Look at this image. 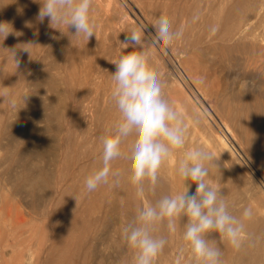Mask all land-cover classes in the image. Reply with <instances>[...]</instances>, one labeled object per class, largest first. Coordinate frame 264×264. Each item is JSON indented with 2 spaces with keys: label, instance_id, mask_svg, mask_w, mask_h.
Instances as JSON below:
<instances>
[{
  "label": "rangeland",
  "instance_id": "1",
  "mask_svg": "<svg viewBox=\"0 0 264 264\" xmlns=\"http://www.w3.org/2000/svg\"><path fill=\"white\" fill-rule=\"evenodd\" d=\"M95 1L96 2H94L93 0L92 9L95 10H92V15L93 17H96V24L98 26L96 27L95 31L96 37H93L95 45L93 43L91 44V55H88L89 57L86 54L77 55L76 51L78 48L76 47H78L79 43L75 41L77 45L75 43L72 44L73 46L70 44L68 45L66 36H64L65 34H62L60 31L51 28L49 26L48 18H45L43 22H39L37 20L39 12V8L37 7L40 6V4L36 2V0H26L28 4L24 9V12L27 11L28 13L29 11H31L28 13L29 15L31 14V17L33 16L32 14H34V17H32V20L29 21V24L24 27L11 26L13 28L12 34L14 35L11 36L10 39L6 38V40H3V37H0V60H3L2 63L4 62L2 66L7 67V70H5L6 68L4 69L5 74L7 75L9 73L7 72L8 69L10 71V67L12 68V80L15 81L14 83L16 84L14 88H10V90L8 89L9 91H5L2 86L5 84V82H7V75L1 74L2 81L0 84V88H2L4 91L0 92L7 93L5 95L3 94L4 99H0V116L4 114L3 111L5 112V115L0 117V264H30L31 250L34 253H38L41 257H45L46 254L44 255V253H42L40 243H42V241L44 240L52 239L54 232L52 231V229L49 231H44V229L41 228L40 223H42V221H45L46 223L61 222L62 228L58 229L57 231L64 233L67 228L63 225H66L73 219L75 215V212L73 211L78 208H82L85 205L86 201L89 198L88 196H90L91 194V192L87 191L85 187V178L90 174V172H92L90 170H94L99 166L96 168H91L90 170L88 169L90 167L87 166L84 174L78 176L74 173L72 164H74V160L76 158H79L81 162L86 163V157L84 156H86L87 154H92L91 158H93L94 156L96 157V154L98 153L94 152V150L98 151L99 147L100 149H102L100 137L107 134V132L113 127V125L119 118V113L116 111L114 102L111 99V89L114 86V82L111 80L110 74L115 71V65L107 62H110L109 59L111 58L113 61L117 59L121 54L133 51L132 48H126L120 43L125 40V36L127 35V33L135 27L146 28V34L149 32H154V29L151 25L155 22L156 18L158 17L157 15L160 16L162 14L167 16L170 22H173L171 23L173 30L183 27L184 34H187V36L183 35L182 39L174 42L167 48H150L148 50L150 66L158 74L160 80L164 84L163 91L166 99H168L169 102L183 114L185 123L188 126V133L185 144L187 150L189 151L193 149V147H200L211 153L210 150H207V147H209L210 144H214V137L211 136V133H213V135L214 132H217L219 135L223 134L222 136L232 146L234 157L236 158V160H238L239 164L243 166L246 173H248L245 178L237 181L238 183L235 182L232 177L228 178L229 180L224 177L221 181V183L223 184H221L220 187L228 191L227 198L231 196L230 200H233L231 202H233L234 208L238 211V216L241 219H243L242 212L245 208L252 209V217L250 219L244 220L249 222V224L253 228L252 230H255L252 232L258 238L260 237L258 239L259 245L254 247V252L256 253L257 251V254H259L260 252L258 251H261L260 254L262 255V262L258 263L264 264V253H262L264 252V196L261 194V191L264 192V145H262L264 144V110H256L255 112L252 111L253 108L250 107L251 109L249 116H246L242 120L243 122L241 125V132L244 133L243 135L245 136V138L248 137L249 141L250 151H247L246 145L241 140H239L238 137L232 138L229 134L226 133L225 128L222 124L223 117L221 107L218 106L217 103V101L219 102L220 96H222V94H227L229 97L231 96L232 99H235V94L237 99L245 97V99L248 100V97H250L248 101H252V95H254L253 99L255 97L260 99L261 97L259 95V98L258 94L261 93L262 98H264L263 90L258 89L255 91V88H253L251 93L249 92L250 89L247 88V82L251 80L252 77V79H254L253 82H255L256 84L258 82L261 84L264 81V69H259L258 67L253 69V65L249 66L250 61H246L245 58L247 57L242 53L239 54V52H232L230 57L232 59L233 56V59H228L230 63L226 61L225 63H221V65L220 62H218V58L216 56L217 54H215L214 52H209L206 49L207 46H204L205 44L208 45L209 43L207 39H204L206 42L202 40L203 43L202 41L200 42V40H192L194 39V35H196L198 31H200V19L198 20V17L191 18V13H188V11L186 10V6H188V4L194 5L195 1L197 0H193L194 3L192 2V0ZM94 3L95 6L99 3V5H97V9L95 8ZM29 4L32 6H29ZM101 5L104 7V9H107L105 11H103V8L102 10L99 9L102 7ZM148 5H152L150 6L152 9H150ZM195 5H198V1L197 4L195 3ZM163 7L166 9L162 10ZM160 8L161 12L159 10ZM177 9L179 10V12ZM96 11L101 13L98 14ZM107 11H111V13H114L116 16V20L118 19L115 22V25H112L109 22H107L108 24L106 23L105 20H108V14H111L110 12L107 14ZM94 12L98 14V16H101L102 19L100 17L99 19L101 20H97L98 16ZM104 12H106L105 15ZM159 12L160 14H158ZM1 16L2 14L0 15V17ZM121 17L123 18V21L120 19ZM1 19L4 21V17H1ZM194 20H196L197 23H194L195 26H193ZM101 21H103L102 25H100ZM119 21H121L120 23L127 21V23L125 22V26L123 24L122 26L119 24ZM181 21L184 22L182 23ZM109 25L113 27H110ZM133 25L134 27H131ZM189 27L194 30L190 29ZM21 29L23 31H21L20 33ZM63 29L64 28H62L61 30ZM45 30H47V33H45ZM217 30L218 28H214V32H212L217 33ZM191 31L194 32L190 33ZM42 32L44 33V35L42 36L43 38L40 37V35H42ZM16 37H19L18 41L20 43L23 40L20 45H28H18V49L12 48L11 44L13 40H16ZM186 39L191 41L189 42ZM99 42L101 45H99ZM108 46H112L110 47L111 49H109V51ZM25 47H27L29 53H31L30 55L28 52L19 49ZM70 47L71 53L69 50ZM196 47H198V49ZM12 49H16L15 59L19 61L18 67L15 62L13 53L10 51ZM94 49L97 52H94ZM106 50L108 51V53L106 52ZM111 52L112 54H115L112 56L109 55L110 58L106 60L107 62L103 61L106 55ZM105 53L106 55H104ZM99 54H103L105 57L102 59V56L98 57ZM211 54H214V59L213 57H211L213 56ZM84 55L85 57L84 59H82L81 57H83ZM7 57H11L12 59H9ZM215 57L217 59H215ZM97 59L101 62L99 61V63ZM242 59L247 62V65L244 64L245 61H242ZM87 60L90 61L88 62ZM212 60L214 61V63ZM232 61H234L235 63L237 62V64H234V62ZM82 62L86 65H82ZM105 62L108 64V67L105 66ZM224 64H226V66ZM243 65H245V68L243 67ZM2 66L0 65V67L3 69L4 67ZM95 66L100 67H98L97 69V67ZM248 66L249 68H252H250L249 70ZM83 69L86 70L84 71ZM0 73H4L3 70L0 69ZM236 77L239 78L237 79ZM241 81L242 83H240ZM237 85H239V90ZM226 88H230L231 90L229 89V91ZM200 89L201 93L199 92ZM239 93L240 97L238 96ZM243 93H247L248 95L246 94V96H243ZM256 93L258 94L256 95ZM12 94L14 95V97L16 96L15 99L13 98ZM188 99L189 101H187ZM2 102H5V104H2ZM196 105L198 108L196 107ZM231 106H233V104H231ZM111 107L113 109L112 116H108L107 112L109 109H111ZM102 108H104V110ZM73 110L74 112H76V114L80 115L81 119L79 117V121H74L75 119L72 117ZM197 110H199V113H201H196ZM95 113L99 114V117H96V115H94ZM202 117L205 121L202 120ZM82 118L84 119L82 120ZM247 118H249L248 121ZM245 122H248L249 124H246ZM211 130L214 132H211ZM206 139L210 140L211 142L208 143L209 146L206 145L208 142V140L206 141ZM73 143H75L76 145ZM251 148L254 151V156H252L253 153L251 152ZM256 155L262 159L256 158ZM259 160L261 162H259ZM43 171L48 173L49 179L52 182L48 179L47 183H42L43 185L40 184L31 187L28 181V177L30 176L29 174L32 173L31 175H37L41 174ZM21 176L24 177L22 178ZM13 185L15 186V188H13ZM116 188L118 189V185L114 184L110 179L105 188V190H108L107 196H111L112 194L110 193L114 194V192L117 191ZM261 195L263 196V198L261 197ZM101 196L100 194L96 196L98 199H95V206L93 207V210L86 213L84 218L93 221L94 219H101L102 216L107 213V223L105 222L104 227L102 225H100L99 227L98 225V228H92L91 231H87V234L89 235L90 233L93 235L94 232H97V234H94L97 236L102 235L103 237H105V240H103L104 238L100 239L102 238V236L97 237L100 241L102 240V242H104V247H101L99 249V252H97V249L96 253H94L92 259L93 264H113L115 259L122 256L120 254H125L126 249L125 252L124 250H122V253L120 252V249L123 248H119L118 245L111 243L114 242V235L121 236L122 227L129 220L128 217H125L123 219L119 212V214L116 213L114 207H108V205H106L105 198L102 199L103 197ZM137 198L138 203H140L138 204L139 208L142 206V204H144L145 199L143 196H137ZM97 200L99 201V203L97 202ZM77 202H79V204L81 202L78 208V205H76L78 204ZM97 203L99 205L101 203L104 204V206L102 205L103 211L101 209V206L99 210ZM71 204L73 205L72 207L70 206ZM70 207L72 208V210ZM100 212L101 214H99ZM120 220L122 221L120 222ZM38 225L40 226L38 227ZM116 225H119V227L115 232L114 228L117 227ZM33 233H36L35 236ZM105 234L109 235L111 238H106L107 236H105ZM73 236L74 235H72V238ZM245 236L248 237V234H246ZM107 239H111V241L109 240L110 244L107 243ZM117 239L121 240L119 236H117ZM244 239L246 240V238ZM49 241L50 240H48L47 242ZM12 243L13 245H11ZM67 243L70 246L71 241ZM35 244L37 246H35ZM35 247L36 249H34ZM29 248L32 249L30 250ZM116 248H119V250H116ZM28 249L30 250V252ZM101 252H104V254H101ZM2 253L4 255L3 258ZM66 255L67 256L65 257L63 262L64 264L69 261L68 254L66 253ZM104 257L108 259H105ZM18 258H23L24 260L19 261ZM17 260L19 261V263L17 262ZM21 261L22 263H20Z\"/></svg>",
  "mask_w": 264,
  "mask_h": 264
},
{
  "label": "clouds",
  "instance_id": "2",
  "mask_svg": "<svg viewBox=\"0 0 264 264\" xmlns=\"http://www.w3.org/2000/svg\"><path fill=\"white\" fill-rule=\"evenodd\" d=\"M36 2L40 4L39 22L48 18L51 28L62 34L61 29L66 28L72 36H82L86 41L95 36L97 24L92 15L93 0ZM9 26L7 22L0 23L3 40L13 31ZM151 26L154 32L147 34L144 27L128 32L120 43L133 51L111 61L115 65V71L110 74L114 82L111 99L119 118L107 134L100 137L101 164L84 182L89 192L108 184L110 179L119 184L123 173L112 167L113 161L118 159L129 162L128 181L138 196L145 194L146 187L154 191L162 165L174 152L185 147L188 126L183 114L166 99L164 84L151 68L148 57L150 48H167L182 39L184 29L173 30L169 18L163 14ZM16 49L10 50L14 59ZM19 49L29 53L27 47ZM15 62L18 67L19 61L15 59ZM214 164L218 166L203 148L187 151L177 167L185 190L164 194L155 203L142 205L122 227L121 238L133 250V264H155L168 243L164 236L156 234L158 225L166 222L169 232H175L178 219L185 220L182 240L190 250L193 264H223L222 250L216 240L208 238L212 233L218 234L221 241L234 249L241 248L245 237L244 219L252 217V209L243 210V219L229 211L222 192L208 180L210 166ZM193 184L195 191L190 192Z\"/></svg>",
  "mask_w": 264,
  "mask_h": 264
},
{
  "label": "bare ground",
  "instance_id": "3",
  "mask_svg": "<svg viewBox=\"0 0 264 264\" xmlns=\"http://www.w3.org/2000/svg\"><path fill=\"white\" fill-rule=\"evenodd\" d=\"M28 1V0H27ZM98 1V0H97ZM100 1V0H99ZM153 1V0H152ZM186 1V0H185ZM197 1H198V5H195V3L197 4ZM195 1L194 5H191V4H188V6H186V10L188 11V13H191L190 16L191 18H197L198 17V20H199V23H200V31H198V33L196 35H194V39L192 40H200V42L203 40L205 41L204 39H207L208 40V45L205 44L204 46H207L206 49L209 51V52H214L215 54H217V58H218V62L221 63H225L226 61H228V59L230 60L231 59V54L232 52H239L242 53L244 56H246L247 58L246 61H250L248 64L249 66L250 65H253V69L255 68H261V69H264V0H197ZM94 2H96L94 0ZM115 3V2H114ZM27 2L25 0H0V12L2 14L1 17H4V21L1 19L0 17V23H4V22H7L8 24H10L11 26L13 27H18V26H21V27H24V26H27V24H29V21L32 20V17H34V14H32L33 16L31 17V14L29 15L28 13L31 12L29 11L27 13V11L24 12V9L26 8L27 6ZM97 4V3H96ZM178 4V3H177ZM99 5V3L97 4ZM97 5L95 6V3H94V6L95 8L97 9ZM153 5V4H152ZM150 5V6H152ZM186 5V4H185ZM29 6H32L29 4ZM93 6V8H94ZM102 6V5H101ZM149 6V5H148ZM149 6V7H150ZM156 6V5H155ZM162 6V5H161ZM181 6V5H180ZM121 7V6H120ZM148 7V8H149ZM159 7V6H158ZM177 7V6H176ZM30 8V7H29ZM37 8H40V6H38ZM37 8H36V12H37ZM99 8V6H98ZM102 8L104 9V7L102 6ZM185 8V7H184ZM183 8V9H184ZM32 9V8H31ZM107 8H105L103 11H105ZM111 9V8H110ZM123 9V8H122ZM150 9H152L150 7ZM163 9H166V8H162ZM179 9V8H178ZM177 9V10H178ZM27 10H30V9H27ZM92 10H95V9H92ZM160 12H161V8L159 9ZM113 11V10H112ZM176 11V10H175ZM98 14H100L98 11H96ZM111 13V11H107V14L108 13ZM152 12V11H151ZM160 12L158 14H160ZM163 12V11H162ZM179 12V10H178ZM181 12V11H180ZM34 13V12H33ZM93 13V11H92ZM95 13V12H94ZM103 13V12H102ZM174 13V12H173ZM0 14V15H1ZM96 14V13H95ZM98 14H96L98 16ZM106 14V12H104V15ZM182 14V13H181ZM95 15V16H96ZM102 15V14H101ZM30 16V17H29ZM127 16V15H126ZM146 16V15H145ZM159 17V15H157ZM156 16V17H157ZM175 16H176V12H175ZM101 16H98L97 20H101L99 19ZM180 17V16H179ZM96 18V17H94ZM174 18V17H173ZM104 19V18H103ZM122 21H123V18L121 17L120 18ZM119 19V20H120ZM127 19V17H126ZM153 19V18H152ZM96 20V19H95ZM118 20V19H117ZM116 20V16L114 13H111V14H108V20H105L106 23L109 22L111 23L112 25H115V22L117 21ZM125 20V18H124ZM175 20V19H174ZM104 21V22H105ZM33 22V21H32ZM121 21H119V24L120 25H124L125 26V22L127 23V21L123 22V23H120ZM175 22V21H174ZM182 22V21H181ZM184 22V21H183ZM182 22V23H183ZM188 22V21H187ZM31 23V22H30ZM99 23V22H97ZM103 21H101V24L102 25ZM132 23V22H131ZM171 23H173L171 21ZM192 23V22H191ZM196 23V20H194L193 24ZM32 24V23H31ZM108 24V23H107ZM189 24V23H188ZM197 24V23H196ZM43 25V24H42ZM122 25V26H123ZM135 25V24H134ZM131 26V27H134ZM9 26V27H11ZM38 26H41V25H38ZM98 26V25H97ZM110 26V25H109ZM195 26V24L193 25ZM110 27H113V26H110ZM117 27V26H116ZM130 27V28H131ZM178 27V26H177ZM136 28V27H135ZM140 28V27H139ZM190 29H192L191 27H189ZM188 28V29H189ZM197 28V27H196ZM195 28V29H196ZM214 28H218L217 30V33H213V29ZM13 29V28H12ZM20 29V28H19ZM28 29V28H26ZM99 29V27H98ZM114 29V28H112ZM189 29V30H190ZM101 30V28H100ZM194 30V29H192ZM19 31V30H18ZM21 31H23L22 29L20 30V33ZM64 32V36H66V40H67V43L68 45H72L73 43H75V41H77L79 44H78V48L77 51H76V54L80 55V54H86L87 56L88 55H91V50H90V46L92 47V43L94 44V38L93 37H96V36H93L92 38H90L88 41H86L82 36L81 37H75V36H72L71 34H69L67 32V29L64 28L62 30ZM70 32H74L73 29H70L69 30ZM96 31V30H95ZM120 31V30H119ZM213 31V32H212ZM17 32V31H15ZM194 32V31H193ZM192 31L190 33H193ZM13 31L7 36L8 39L11 38V36H13L14 34H12ZM19 33V34H20ZM45 33H47V30H45ZM196 33V31H195ZM17 34V33H16ZM15 34V35H16ZM44 35V33L42 32V35H40L41 38H43L42 36ZM105 35V34H104ZM120 35V34H119ZM183 35H186L187 34H183ZM17 36V35H16ZM101 36V35H100ZM190 36V35H189ZM20 37V36H19ZM19 37H16V40H13L12 44H11V47L12 48H16V46L20 45L22 42L20 43L18 41ZM30 37V35H29ZM39 37V39H40ZM118 37V36H117ZM64 39V38H63ZM6 40V39H5ZM100 40V39H99ZM185 40V38H184ZM188 40V39H186ZM29 41V40H28ZM50 41V40H49ZM189 41V40H188ZM191 41V40H190ZM189 41V42H190ZM202 41V43H203ZM214 41V42H213ZM216 41V42H215ZM10 42V41H9ZM185 42V41H184ZM195 42V41H194ZM206 42V41H205ZM66 43V44H67ZM64 44V43H63ZM76 44V43H75ZM190 44V43H189ZM195 44V43H194ZM1 45V44H0ZM30 45V44H29ZM77 45V44H76ZM95 45V44H94ZM93 45V46H94ZM99 45L100 42H99ZM203 45V44H202ZM22 46V45H20ZM73 46V45H72ZM8 47V46H7ZM62 47V46H61ZM68 47V46H67ZM109 47V46H108ZM112 47V46H110ZM108 48V51L109 49L111 48ZM69 48V47H68ZM75 48V50H76ZM96 48V47H95ZM198 49V47H196ZM200 48V47H199ZM203 48V47H202ZM11 49V48H10ZM74 49V48H73ZM72 49V50H73ZM103 49V48H102ZM117 49V48H116ZM70 53H71V47H70ZM93 50V49H92ZM120 50V49H119ZM201 50V49H200ZM7 51V50H6ZM108 51L106 50V52L108 53ZM129 51V50H128ZM94 52H97L95 49H94ZM113 52V51H112ZM109 53L106 55V53L104 55H106V57L102 54H99L98 57L102 56V59L103 61H106L107 59L110 58V56L114 55L115 53L112 54ZM198 52V51H196ZM103 53V52H102ZM12 54V53H10ZM31 54V53H30ZM29 54V55H30ZM96 54V53H94ZM110 55V56H109ZM120 55V54H119ZM213 56V59H214V54H211ZM82 56V55H81ZM80 56V57H81ZM93 56V55H92ZM109 56V57H108ZM191 56V55H190ZM241 56V55H240ZM243 56V57H244ZM73 57V56H72ZM71 57V58H72ZM85 55L83 57H81L82 59H84ZM89 57V56H88ZM9 58V57H7ZM11 58V57H10ZM9 58V59H10ZM24 58V57H22ZM75 58V56H74ZM215 57V59H217ZM12 59V58H11ZM81 59V60H82ZM101 59V58H100ZM232 59H233V56H232ZM231 59V60H232ZM6 60V59H5ZM98 60V59H97ZM110 62H107V63H111L112 61V58L109 59ZM209 60H210V57H209ZM1 61V60H0ZM3 61V60H2ZM1 61V66L4 64V62L2 63ZM9 61V60H8ZM23 61V60H22ZM60 61V60H59ZM83 61V60H82ZM88 62L90 60H87ZM100 60H98L99 62ZM197 61V60H196ZM213 61V60H212ZM242 61H245L242 59ZM244 62V64L247 65V62ZM21 62V61H20ZM96 62V61H95ZM101 62V61H100ZM99 62V63H100ZM105 62V63H106ZM216 62V61H215ZM229 62V61H228ZM234 62V61H232ZM23 63V62H22ZM83 63V62H82ZM98 63V64H99ZM104 63V65H105ZM106 63L105 66H107L108 64ZM198 63V62H197ZM214 63V61H213ZM230 63V62H229ZM228 63V64H229ZM21 64V63H20ZM97 64V65H98ZM234 64H237V62ZM239 64V63H238ZM243 64V62H242ZM8 65V64H7ZM82 65H86V64H82ZM100 65V64H99ZM222 65V64H221ZM226 66V64H224ZM230 65V64H229ZM88 66V65H87ZM101 66V65H100ZM98 66V67H100ZM110 66V64H109ZM245 65H243L244 67ZM248 66V68H249ZM4 67V66H2ZM76 67V66H75ZM83 67V66H82ZM97 67V66H95ZM97 67V69H98ZM108 67V66H107ZM105 67V68H107ZM234 67V66H232ZM6 68V69H5ZM9 68V66H8ZM245 68V67H244ZM252 68V67H250ZM249 68V70H250ZM1 70H3L4 73H0V84H1V81H2V77H1V74H5V70H7V67H4L3 69L0 67ZM5 69V70H4ZM18 69V68H17ZM29 69V68H28ZM82 69V68H81ZM87 69V68H86ZM85 69V70H86ZM227 69V68H226ZM242 69V68H241ZM246 69H247V66H246ZM252 69V70H253ZM84 70V69H83ZM84 70V71H85ZM105 70V69H104ZM222 70V69H221ZM16 71V70H15ZM74 71V70H73ZM83 71V72H84ZM184 71V70H183ZM235 71V70H234ZM233 71V72H234ZM254 71V70H253ZM259 71V70H258ZM2 72V71H1ZM8 75H7V78H6V81L5 84L2 86V88L6 91H9L10 88H14L16 86V84L14 83L15 81H13L12 79V73H13V70L12 68L10 67V71L8 69ZM6 72V73H7ZM17 72V71H16ZM29 72V71H28ZM113 72V71H112ZM191 72V71H190ZM223 72V71H222ZM242 72V71H241ZM90 74V73H89ZM94 74V73H93ZM101 74V73H100ZM232 74V73H231ZM234 74V73H233ZM239 74V73H238ZM40 75V74H39ZM96 75V74H95ZM5 77V76H4ZM97 77V76H96ZM101 77V76H100ZM226 77V76H225ZM21 78V77H20ZM93 78H94V75H93ZM98 78V77H97ZM237 78V77H236ZM235 78V79H236ZM239 78V77H238ZM237 78V79H238ZM246 78V77H245ZM250 78V77H249ZM253 78V77H252ZM249 80L247 82L248 84V89H250L249 92H251L253 90V88H255V91L260 89V90H263L264 92V81L260 84L259 82L256 84L254 81V79ZM26 79V78H25ZM227 79V78H226ZM234 79V78H233ZM242 79V78H241ZM244 79V78H243ZM84 80V79H83ZM82 80V81H83ZM85 81V80H84ZM101 81V80H100ZM110 81V80H109ZM93 82V81H92ZM239 82V81H237ZM179 83V82H178ZM225 83V82H224ZM234 83V82H233ZM242 83V81L240 82ZM226 84V83H225ZM246 84V85H247ZM108 85V84H107ZM223 85V84H222ZM86 86V85H85ZM183 86V85H182ZM238 86V90H239V85ZM108 87V86H107ZM241 87V86H240ZM250 87V88H249ZM0 88V89H2ZM222 88V87H221ZM232 88V87H231ZM0 90V91H4V90ZM9 89V90H8ZM185 89V88H184ZM228 89V88H226ZM230 89V88H229ZM228 89V90H229ZM237 89V88H236ZM22 90V89H21ZM180 90V89H179ZM198 90V89H197ZM231 90V89H230ZM229 90V91H230ZM235 90V89H234ZM259 90V91H260ZM14 91V90H13ZM233 91V90H232ZM254 91V92H255ZM57 92V91H56ZM201 93V89L199 91ZM226 92V91H225ZM239 92V91H238ZM236 92V93H238ZM244 92V91H242ZM248 92V93H249ZM7 93V92H6ZM5 92L4 93H1L0 92V99H4V95L6 94ZM58 93V92H57ZM183 93V92H181ZM203 93V92H202ZM252 93V92H251ZM4 94V95H3ZM186 94V93H185ZM199 94V93H198ZM216 94V93H215ZM235 94V93H234ZM247 93H243L242 95L246 96ZM258 93H256L257 95ZM13 95V94H12ZM61 95V94H60ZM65 95V94H64ZM99 95V94H98ZM183 95V94H182ZM188 95V94H187ZM231 95H232V92H231ZM248 95V94H247ZM260 95V97H259ZM240 97V93L238 95ZM187 97V96H186ZM185 97V98H186ZM204 97V96H203ZM235 99H232L231 96L229 97L227 94H222V96H220V100L219 102L217 101L218 103V106L221 107V112H222V117H223V126L225 128V131L227 134H229L232 138L233 137H238L239 140H241L247 147V151H250L249 149V141H248V137L245 138V136L243 135L244 133H242L241 131V125H242V120L243 118H245L246 116H249V113H250V107L253 108L252 111H255L256 110H261L263 111L264 110V98H262L261 96V93L258 94V97L260 99H258L257 97H254V95H252L251 97V100L252 101H248L250 99V97H248V100L244 98H240V99H237L236 98V94H235ZM13 98L15 99L16 96L14 97L13 95ZM206 98V97H205ZM219 98V97H218ZM62 99V98H61ZM187 99V98H186ZM203 100V99H202ZM4 101V100H2ZM14 101V100H13ZM189 101V99L187 100ZM215 101V100H214ZM66 102V101H65ZM193 102V101H192ZM236 102V103H235ZM109 103V101H108ZM216 103V102H215ZM2 104H5V102ZM90 104V103H89ZM88 104V105H89ZM231 104H233V106H231ZM110 105V104H109ZM78 106V105H77ZM112 106V105H111ZM182 106V105H181ZM211 106V105H210ZM15 107V106H14ZM113 107V106H112ZM109 109L108 110V116H112V112H113V109ZM184 107V106H183ZM197 107V105H196ZM198 108V107H197ZM214 108V107H212ZM1 109V108H0ZM78 109V108H77ZM99 109V108H98ZM97 109V110H98ZM104 110V108H102ZM72 110V109H71ZM88 110V108H87ZM93 110V108H92ZM101 110V109H100ZM102 110V111H103ZM115 110V108H114ZM107 111V110H106ZM117 111V109H116ZM115 111V112H116ZM198 111V112H197ZM196 113L200 114L199 113V110H197ZM96 112V111H94ZM93 112V113H94ZM98 112V111H97ZM101 112V111H100ZM118 112V111H117ZM260 112V111H259ZM258 112V114H259ZM1 113V112H0ZM3 115H5V112L3 111ZM87 113V112H86ZM92 113V115H93ZM99 113V112H98ZM204 113V112H203ZM217 113V112H216ZM257 114V113H256ZM257 114V115H258ZM3 115H1L0 117H2ZM85 115V114H84ZM94 115H96V117H99V114L95 113ZM101 115V113H100ZM204 115V114H203ZM255 115V113H254ZM86 116V115H85ZM84 116V117H85ZM119 116V115H118ZM195 116V115H194ZM200 116V115H199ZM202 116V115H201ZM209 116V115H208ZM5 117V116H4ZM72 117L75 119L74 121H79V117L80 115L79 114H76V112H74L73 110V114H72ZM93 117V116H92ZM219 117V116H218ZM254 117V116H253ZM56 118V117H55ZM112 118V117H111ZM118 118V117H117ZM199 118V117H198ZM201 118V117H200ZM249 118H252V117H249ZM247 118V121L248 119ZM259 118V117H258ZM263 118V117H262ZM72 119V118H71ZM81 119V117H80ZM84 118H82L83 120ZM86 119V118H85ZM196 119V118H195ZM194 119V120H195ZM205 119V118H204ZM110 120V119H109ZM202 120H203V117H202ZM254 120V119H253ZM2 121V120H1ZM205 121V120H203ZM84 122V121H83ZM86 122V121H85ZM77 123V122H76ZM211 123V122H210ZM246 124L248 122H245ZM2 124V123H1ZM249 124V123H248ZM76 125V124H75ZM209 125V124H208ZM252 125V124H251ZM4 126V125H3ZM78 126V125H77ZM221 126V125H220ZM250 127V126H249ZM213 128V127H212ZM80 129V128H79ZM203 129V128H202ZM209 129V127H208ZM252 129V128H251ZM4 130V128H3ZM6 130V129H5ZM63 130V129H62ZM206 130V128H205ZM108 131V130H107ZM61 132V131H60ZM211 132H214L211 130ZM204 133V132H203ZM262 133V132H261ZM223 135V134H222ZM222 135H219L217 132H214V135L213 133H211V136L214 137V141H213V145L210 144L209 146V142L210 140L206 139V141L208 140L207 144L209 147H207V150H210V154L212 155L213 157V160L215 162H217L218 166H216L215 164L210 166V172H209V176H208V180L209 182L214 186V187H217L223 194L226 202L228 203L229 205V211L237 216L238 218H240L238 216V211L235 210L234 208V205H233V200H230V197L227 198L228 196V191H226L225 189L221 188L220 185L223 184L221 183L222 179L224 177H226L227 180H229L228 178H233V180L235 182L239 181L240 179H243L246 177V175L248 173H246V171L244 170L243 166H241L238 162V160H236V158L234 157L233 155V150H232V146L230 145V143L222 136ZM68 136V135H67ZM70 136V135H69ZM210 136V137H211ZM12 137V136H11ZM197 138V137H196ZM254 138V137H253ZM74 141V140H73ZM212 141V140H211ZM238 141V140H237ZM262 141V140H261ZM69 142V141H68ZM75 142V141H74ZM79 142V141H78ZM258 142V141H257ZM206 143V142H205ZM211 143V142H210ZM260 143V142H259ZM262 143V142H261ZM264 143V141H263ZM75 144V143H73ZM241 144V143H240ZM76 145V144H75ZM242 145V144H241ZM244 145V146H245ZM264 145V144H262ZM80 146V145H79ZM198 146V145H197ZM75 147V146H73ZM82 147V146H81ZM253 147V145H252ZM79 148V147H78ZM102 148V147H101ZM194 148V147H193ZM80 149V148H79ZM252 149V148H251ZM1 150V149H0ZM65 150V149H64ZM76 150V149H75ZM97 150V149H96ZM245 150V149H244ZM187 148L184 147L183 149H180V150H177L176 152H174V154L162 165L160 171H159V177H158V184L157 186L155 187V190L152 191V190H148L147 187H146V190H145V194L143 195L145 201H144V204H142L143 206H146L150 203H155L156 200H158L162 195L164 194H175L177 192H181L183 190H185V184H184V181H182V179L178 176L177 174V167H178V163L181 159L184 158V155L185 153L187 152ZM94 152L98 153L96 154L97 156L91 158L92 154L90 155H86L84 157H86V163L84 162H81L79 158H74V164H72L73 168L74 169V173L77 174L78 176L79 175H83L84 172L86 171L87 169V166L90 167L88 168L89 170L91 168H96L98 166H100V163H101V152H102V149H98V151H95ZM93 152V153H94ZM251 152L253 153L252 156H254V151L253 149L251 150ZM72 154V153H71ZM257 156V155H256ZM64 157V156H63ZM73 157V156H72ZM264 157V156H263ZM255 158V157H254ZM256 158L258 159H262L260 158L259 156H257ZM257 159V160H258ZM256 160V161H257ZM68 161V160H67ZM263 161V160H262ZM258 162V161H257ZM259 162H261L259 160ZM128 161L127 160H124V159H118V160H115L113 161L112 163V167H113V170H120L123 175H122V178L119 182L118 185V189L116 188V192L113 193H110L112 194L111 196H107L108 195V190H105L106 188V184H102L100 185L95 191H92L90 196H88V200L86 201L85 205L82 207V208H78L79 205V202H77L78 205L77 208L75 211L74 214V217L73 219L68 222L66 225H63L64 227L66 226L67 230H65L64 233L62 232H59L57 231L58 229L62 228V223L61 222H57V223H53V222H49V223H46L45 221H42L41 224V228L44 229V231H49L52 229V231L54 232L53 234V238L52 239H48L50 240L49 242H47L48 240H44L42 241V243H40V248H41V251L42 253H44V255L46 254V256H40L38 253H34L31 249L32 248H29L31 250V254H30V264H64V259L65 257L67 256L66 253L68 254V257H69V261L66 262V264H93V255L94 253H96V250L98 249L97 252H99V249L101 247H104V242H102V240L100 241L99 238L97 237H100L102 235H95L97 234V232L94 234L93 231V235L89 233V235L87 234L88 232L87 231H91L92 228H98L97 226L99 225H102L104 227L105 225V222H106V214H104L102 216L101 219H92L93 221L91 220H88V219H85V214L88 213L89 211L91 212V210H93V207L95 206V199H98L96 196H98L100 194L101 197H103L102 199L105 198V201H106V205H108V207H114L115 210H116V213H120V215L123 217V219L126 217H128V220L132 219V217L135 215L136 213V210L138 208V198H137V193H136V190L135 188L129 183L128 181V172H127V169H128ZM259 164V163H258ZM261 168V167H260ZM26 171V170H25ZM88 171V170H87ZM90 171H93V170H90ZM28 172V171H27ZM30 173V172H29ZM72 173V172H71ZM32 174V173H31ZM29 174L30 176L28 177V181H29V184L31 187H34V186H37V185H40V184H44V182L47 183L48 179H49V176H48V173L47 172H42L41 174H37V175H31ZM70 174V172H69ZM27 175V174H26ZM24 175V176H26ZM23 176V177H24ZM51 176V175H50ZM249 176V175H248ZM22 177V176H21ZM20 177V178H21ZM22 177V178H23ZM18 178V177H17ZM84 178V177H83ZM248 178V177H247ZM19 179V178H18ZM23 180V179H22ZM50 180V179H49ZM70 180V179H69ZM73 180V179H71ZM51 181V180H50ZM226 181V180H225ZM243 181V180H242ZM27 182V181H26ZM52 182V181H51ZM70 182V181H69ZM45 183V184H46ZM190 183V182H189ZM238 183V182H237ZM241 183V182H239ZM42 184V185H43ZM21 185V184H20ZM19 185V186H20ZM71 185V184H70ZM239 185V184H238ZM18 186V188H19ZM81 186V185H80ZM112 186V184H111ZM240 186V185H239ZM238 186V187H239ZM254 186V185H253ZM71 187V186H70ZM69 187V188H70ZM13 188H15V186L13 185ZM242 188V187H241ZM258 189V188H257ZM256 189V190H257ZM16 190V189H15ZM236 190V189H235ZM252 190V189H251ZM190 192H194L195 191V184L191 185L190 189H189ZM93 193V194H92ZM51 194V193H50ZM88 194V193H87ZM86 194V195H87ZM261 194L264 196V192L261 191ZM239 195V194H238ZM261 195V197L263 198V196ZM80 196V195H79ZM107 197V199H106ZM240 197V196H239ZM81 198V197H80ZM100 198V197H99ZM101 199V198H100ZM99 199V200H100ZM229 199V200H228ZM232 199V198H231ZM78 200V199H76ZM52 202V201H51ZM97 202L99 203V201L97 200ZM69 203V202H68ZM76 203V202H75ZM74 203V205H75ZM97 203V204H98ZM105 203V202H104ZM252 203V202H251ZM66 204V203H65ZM104 204L101 203L100 205L98 204V208L100 210V206H101V209L103 211V206ZM71 207L73 206L72 204L70 205ZM70 207V208H71ZM113 208V209H114ZM66 209V208H65ZM64 209V210H65ZM68 209V207H67ZM112 209V208H110ZM109 209V210H110ZM63 210V211H64ZM72 210V208H71ZM239 210V209H238ZM66 211V210H65ZM95 211V210H94ZM113 211V210H112ZM96 212V211H95ZM94 213V212H93ZM98 213V211H97ZM118 213V214H119ZM91 214V213H90ZM96 214V213H95ZM101 214V212L99 213ZM92 215V214H91ZM118 215V216H120ZM66 216V215H65ZM67 216H70V215H67ZM90 216V215H89ZM259 216V215H257ZM92 217V216H91ZM98 217V215H97ZM65 218V217H64ZM256 218V217H255ZM67 219V218H66ZM91 219V218H90ZM119 219V218H118ZM19 220V219H18ZM21 220V219H20ZM62 220V218H61ZM66 221V220H65ZM64 221V222H65ZM122 220H120L121 222ZM23 222V221H22ZM114 222V221H113ZM107 223V222H106ZM185 223V220L184 219H178L177 220V229L175 232H168V229L166 228V222L164 224H161V225H158V229H157V235H161V236H164L168 243L166 244L163 252L157 257L156 261H155V264H193V261H192V256H191V253H190V250L185 246L183 240H182V234H183V225ZM23 224V223H21ZM120 224V223H118ZM244 224H245V235L248 234V237H244L246 238V240L244 239V242L242 243V246L239 250H236L234 249L233 247H231L226 241H221L220 240V237L218 234L216 233H212L209 235V239L210 240H216L217 242V246L220 247V249L222 250V261H223V264H259L260 262H262V255L260 254L261 251H258L260 252L259 254H257V251L256 253L254 252V247L258 246L259 242H258V238L252 231H255V230H252L253 228L251 227V225L249 224L248 221L244 220ZM253 225V224H252ZM40 225H38L39 227ZM117 226V225H116ZM12 227V226H11ZM115 227V225H114ZM119 225L116 227V228H112L115 232L117 231L116 229H118ZM110 228V227H109ZM105 229V228H104ZM167 229V230H166ZM95 231V230H94ZM112 231V230H111ZM167 231V232H166ZM4 232V231H3ZM101 232V231H100ZM106 232V231H105ZM34 236L36 233H33ZM108 234V233H107ZM112 234V232H111ZM110 234V235H111ZM114 234V233H113ZM72 235L73 238H72ZM104 235V234H103ZM107 236L106 238H111L109 235H106ZM117 236L120 237L121 240L117 239ZM115 236L114 235V242L111 243V244H115V245H118V247L120 248H123V249H120L123 253L122 250H124L125 252V249H126V252L125 254H120L118 252V254L122 255V256H118L119 258L115 259V264H133V250L129 249L125 244L124 242L122 241V238L120 235H117ZM37 238V237H36ZM104 238V239H103ZM73 239V240H72ZM100 239H103L105 240V237L102 236V238ZM38 240V239H37ZM108 240V239H107ZM111 241V239H109ZM109 243L110 244V242ZM71 241L70 243V246L68 245L67 242ZM262 243V242H261ZM34 244V243H33ZM36 244H37V241H36ZM35 244V246H37ZM13 245V243L11 244ZM10 245V246H11ZM264 245V244H263ZM68 246V247H67ZM112 246V245H111ZM9 247V246H8ZM99 247V248H97ZM106 247V246H105ZM114 247V245H113ZM117 247V246H116ZM38 248V247H37ZM119 248H116V250ZM28 249V250H29ZM36 249V247L34 248ZM4 250V249H3ZM29 250V252H30ZM61 250V251H60ZM115 253V252H114ZM264 253V252H262ZM8 254V253H6ZM101 254H104V252H101ZM1 255V254H0ZM43 255V254H42ZM97 255V254H96ZM260 255V256H259ZM3 253H2V258H3ZM101 256V255H99ZM105 256V255H104ZM116 256V255H115ZM20 258V257H19ZM18 260H24L23 258L22 259H19ZM25 258V257H24ZM105 259H108L106 257H104ZM4 260V259H3ZM17 260V262L19 263V261ZM111 260V259H110ZM109 260V261H110ZM16 262V263H17ZM24 262V261H23ZM101 262V261H100ZM112 262V261H111ZM113 262V264H114ZM259 262V263H258ZM22 263V261L20 262ZM26 263V262H25ZM27 264V263H26ZM99 264V263H98Z\"/></svg>",
  "mask_w": 264,
  "mask_h": 264
}]
</instances>
